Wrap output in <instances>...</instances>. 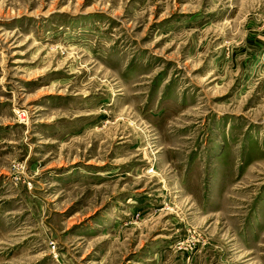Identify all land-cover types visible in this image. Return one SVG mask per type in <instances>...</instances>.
<instances>
[{
    "label": "rangeland",
    "instance_id": "obj_1",
    "mask_svg": "<svg viewBox=\"0 0 264 264\" xmlns=\"http://www.w3.org/2000/svg\"><path fill=\"white\" fill-rule=\"evenodd\" d=\"M0 264H264V0H0Z\"/></svg>",
    "mask_w": 264,
    "mask_h": 264
}]
</instances>
